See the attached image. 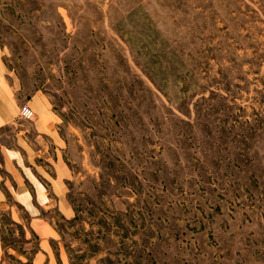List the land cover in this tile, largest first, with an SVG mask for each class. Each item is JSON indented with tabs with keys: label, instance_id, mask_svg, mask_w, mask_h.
<instances>
[{
	"label": "rangeland",
	"instance_id": "obj_1",
	"mask_svg": "<svg viewBox=\"0 0 264 264\" xmlns=\"http://www.w3.org/2000/svg\"><path fill=\"white\" fill-rule=\"evenodd\" d=\"M0 47L65 163L0 264H264V0H0Z\"/></svg>",
	"mask_w": 264,
	"mask_h": 264
},
{
	"label": "crops",
	"instance_id": "obj_2",
	"mask_svg": "<svg viewBox=\"0 0 264 264\" xmlns=\"http://www.w3.org/2000/svg\"><path fill=\"white\" fill-rule=\"evenodd\" d=\"M6 71L7 65L4 63L0 47V217L2 211L11 210L15 205H20L29 213L38 208H48L49 199L46 197V192L49 183L59 190L62 189L63 192L64 180L58 177L52 178L51 173L45 171L39 163V159H43V156L38 153L39 149L35 152L38 160L34 161L29 155V152H33L32 140L37 142L44 138L54 140L56 147L52 149L55 157H48L45 162H49L52 167L61 166L62 170L65 166L61 154L62 139L58 136L56 122L49 125L48 121L42 124L35 121L29 122L21 117V107L28 106L31 101H27L28 104L24 103L23 97L13 90ZM50 118L54 120L53 117L50 116ZM38 143L41 144V142ZM47 176H51L52 179L50 180ZM57 202L63 208L68 203L63 194ZM65 208L67 210L68 205ZM70 209L73 214L75 211L71 207ZM1 227L0 219V246L3 239Z\"/></svg>",
	"mask_w": 264,
	"mask_h": 264
},
{
	"label": "built area",
	"instance_id": "obj_3",
	"mask_svg": "<svg viewBox=\"0 0 264 264\" xmlns=\"http://www.w3.org/2000/svg\"><path fill=\"white\" fill-rule=\"evenodd\" d=\"M34 116V111L30 109L27 105L21 107V117L26 120H31Z\"/></svg>",
	"mask_w": 264,
	"mask_h": 264
}]
</instances>
